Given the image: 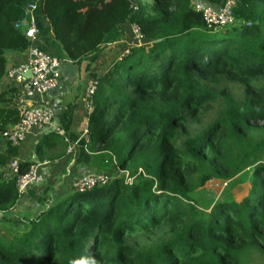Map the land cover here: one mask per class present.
<instances>
[{"label": "trees", "instance_id": "1", "mask_svg": "<svg viewBox=\"0 0 264 264\" xmlns=\"http://www.w3.org/2000/svg\"><path fill=\"white\" fill-rule=\"evenodd\" d=\"M39 1L54 41L72 63L98 52L107 35L124 25L135 27L144 44L104 73L90 75L97 90L87 119L89 149L100 153L105 171L119 177L83 193L67 190L22 217L24 230L0 231V264H259L264 0H237L234 25L218 30L195 6L197 1L206 8V0H115L93 22L89 10L106 0ZM28 4L0 0V83L7 55L31 47L24 33ZM208 73L243 81V97L226 95L228 89L219 96L216 85L200 83ZM18 96L16 88L0 92V138L19 120ZM211 108L214 119L187 132ZM16 157V148H0L1 214L24 195L17 192L16 177L2 174ZM30 166L19 163V175ZM245 173L249 179L239 200L223 196L205 210L191 197L209 181ZM126 174L135 177L131 184Z\"/></svg>", "mask_w": 264, "mask_h": 264}, {"label": "crops", "instance_id": "2", "mask_svg": "<svg viewBox=\"0 0 264 264\" xmlns=\"http://www.w3.org/2000/svg\"><path fill=\"white\" fill-rule=\"evenodd\" d=\"M114 2L115 0H109L112 5ZM205 2L221 6L224 0H206ZM94 10H89L94 14V19L90 22H93L97 17ZM33 18L36 33L31 41V47L39 48L51 56L66 60L62 48L54 41L50 26L41 9L35 11ZM125 29L126 25L120 30L111 31L95 54L78 63L71 62L76 67V72L71 78L65 69V74L59 77V90L55 96L45 94L43 97H37L31 103L53 110L51 124L43 131L32 129L25 142L17 150V157L14 159L20 163H30L31 166H38L43 162L48 165L38 166L37 178L39 181L28 188L26 194L19 198L17 205L10 213H0V226L4 232L14 234L20 232L19 230H24L26 225L22 217L34 215L37 206L42 207L48 199L64 194L66 189H71L72 184L78 178L87 174H106L108 176L112 171V169L110 172L109 170L105 171L101 159L98 157L100 153L89 149L88 138L83 134L88 115L81 103V98L87 82L92 80L90 75H100L108 69V64L112 60L110 48L115 49L116 44L122 43L121 36L122 32L125 33ZM27 53L7 55V70L23 63L27 58ZM66 64L68 63L62 64L61 67ZM26 77H29V74ZM9 88L17 87L4 77L0 83V92ZM58 130L64 131L65 139L72 146L70 153L67 152L68 146L65 140L57 135ZM1 147L3 146L0 144ZM37 148L40 158L35 152ZM2 174L4 179L10 178L7 171H2Z\"/></svg>", "mask_w": 264, "mask_h": 264}, {"label": "built area", "instance_id": "3", "mask_svg": "<svg viewBox=\"0 0 264 264\" xmlns=\"http://www.w3.org/2000/svg\"><path fill=\"white\" fill-rule=\"evenodd\" d=\"M31 4L25 8L26 14L29 17V25L25 30V36L31 41L36 33L33 15L38 10V0H28ZM237 0H224L220 10L217 12L203 11L197 7L199 12L203 13L204 19L208 23H214L218 26H228L233 24L232 8L235 6ZM210 21V22H209ZM138 34V30L136 29ZM139 36V34H138ZM26 60L8 69L5 78L15 85L19 92L15 108L19 112V120L14 127L1 135L0 144L10 145L17 150L25 142L26 137L32 129L43 131L50 124L53 117V110L48 107H40L31 104L37 97H43L48 91L59 85V70L62 64L71 63L68 59H60L43 52L39 48L30 47L27 51ZM29 74V77L26 75ZM97 90V83L94 80H89L86 84L81 103L86 109L87 115L93 110V97ZM84 136L87 137V122L84 125ZM57 135L65 140L68 146L67 152H71L72 146L68 140L65 139V133L62 130L57 131ZM19 161L12 159L8 162L5 171L10 177H16V189L18 194L23 195L28 188L36 184L39 180L36 176V168L40 166H47L46 162L38 166H30L27 172L19 175ZM142 174L138 170L137 175ZM135 177H129L126 174L125 183L131 184ZM109 177L104 174H87L78 178L74 182L77 192L90 191L97 185L103 186L109 182Z\"/></svg>", "mask_w": 264, "mask_h": 264}, {"label": "rangeland", "instance_id": "4", "mask_svg": "<svg viewBox=\"0 0 264 264\" xmlns=\"http://www.w3.org/2000/svg\"><path fill=\"white\" fill-rule=\"evenodd\" d=\"M89 1H94V0H89ZM112 6L113 5L109 3V0H106L104 3L101 2V3H98L96 6H94L95 8L94 11H96V14H98V12L102 11L104 8H110ZM195 6L196 8L197 7L201 8L205 12L206 11L217 12L218 10H220L222 5L219 6V5H214L210 3L209 5H207L206 8H202L201 5L198 4V2L196 1ZM89 14L91 15L88 16V19L93 20L94 19L93 11L92 12L90 11ZM233 25H234V21L232 25L223 26V27L218 26L213 23V26L217 30L219 28L220 29L226 28V27H230ZM121 40H122V43L120 42L116 44L115 49L110 48L109 52L112 55V60L109 62L108 65H110V63H112L113 61L119 60L123 55L127 54L130 51V49H132L133 47L142 46L144 44L143 41L139 40V36L136 33V28L130 25H126L125 33L122 32ZM198 80L200 83H203V84L216 85L219 96H220V91H222L223 89H228L226 92V95L232 96L236 100H239L243 97L244 90L246 87L243 81H231L225 76H222V75L218 76L216 74L208 73V74H205L199 77ZM214 115H215V108H211L207 111H204L200 115L199 119L195 122V125H192L191 127H189L187 132L194 133V131L197 132L201 130L214 119L215 117ZM258 158L261 161H264V154H261ZM256 163L257 162H255V164ZM253 164L254 163H252V165ZM249 168L250 167H246L245 169L247 170ZM108 177L110 180L111 179L113 180L114 178L119 177V174L116 173L115 171H111ZM248 177L249 175L245 173L243 177L242 175H238L230 179L229 181H222V180L209 181L206 185H204L203 187H200L197 191H195L191 195V197L197 201V204L200 208L205 209V210H209L217 201L222 200L224 198L223 196H226V198L232 197L235 200H239L243 194L245 186L248 183L247 181ZM71 188L72 189H69V190H72L73 192H77L75 186H72ZM0 231L3 232L2 227L0 228ZM259 264H264V258H262Z\"/></svg>", "mask_w": 264, "mask_h": 264}, {"label": "water", "instance_id": "5", "mask_svg": "<svg viewBox=\"0 0 264 264\" xmlns=\"http://www.w3.org/2000/svg\"><path fill=\"white\" fill-rule=\"evenodd\" d=\"M209 26L215 28L211 22L209 23ZM65 69H67V71L69 72V74L71 75V78H72L73 77V74L76 72V67L74 66V64L68 63L65 66L61 67L60 70H59L60 71V74H58L59 77H62V75L65 74ZM58 90H59V85L57 87L53 88L52 90L48 91L47 94L50 95V96L51 95L52 96H55L57 94ZM38 170L39 169L37 167L36 176L39 173ZM72 186H74V184H72Z\"/></svg>", "mask_w": 264, "mask_h": 264}]
</instances>
